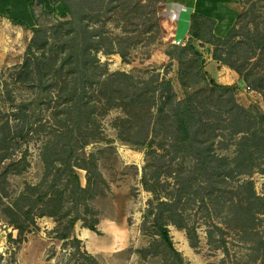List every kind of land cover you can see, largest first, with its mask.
Segmentation results:
<instances>
[{
	"label": "trees",
	"instance_id": "1",
	"mask_svg": "<svg viewBox=\"0 0 264 264\" xmlns=\"http://www.w3.org/2000/svg\"><path fill=\"white\" fill-rule=\"evenodd\" d=\"M31 1L4 13L32 38L23 61L0 73V218L18 232L15 242L36 229L37 219L49 217L57 224L55 238L72 244L66 264H101L72 233L78 222L98 233L90 202L102 176L99 153L87 148L105 140L100 118L119 110L117 139L144 152L140 183L150 198L140 229L155 241L141 255L163 253V264H186L169 227L184 231L193 250L204 229L208 247L222 254L220 264H264V199L252 180L264 175V114L238 104L233 87L209 81L207 60L191 41L167 54L177 64L180 99L166 72H105L98 53L124 59L117 46L127 38L114 46L90 18L89 0ZM36 1L53 15L51 24L37 23ZM211 22L212 59L235 72L264 105V29L234 23L216 36ZM35 142L41 178L10 194L8 178L27 171V147ZM78 171L85 172V186Z\"/></svg>",
	"mask_w": 264,
	"mask_h": 264
},
{
	"label": "rangeland",
	"instance_id": "2",
	"mask_svg": "<svg viewBox=\"0 0 264 264\" xmlns=\"http://www.w3.org/2000/svg\"><path fill=\"white\" fill-rule=\"evenodd\" d=\"M238 1L240 13L235 24L264 29V0ZM70 7L76 10L79 4L73 1ZM85 7L90 18L97 19L96 27L108 35L114 46L118 38H127V41H121L120 47L117 46L125 54L124 59L115 53H98L106 73L125 72L143 77L153 72H166L176 95L182 99L177 64L171 63L167 57L171 47L191 41L205 59L212 55V22L190 15L185 7L159 4L158 0H89ZM33 12L41 26L54 20L53 15L46 13L37 2L33 4ZM31 38L30 29L12 23L5 14L0 15V73L23 61ZM205 74L209 81L233 87L238 104L258 117L264 114L261 96L242 84H234L232 77L235 75L229 68L216 70L205 67ZM120 115L119 110H112L100 118L105 140L87 148L88 153H99L98 171L102 176L97 194L90 202L94 217L99 219L98 233L82 236L73 230L72 235L101 264H163L165 255L161 248H158L161 254L157 257L144 258L140 253L155 241L153 235H147L140 229L142 214L150 198L140 183L144 152L117 139L113 123ZM23 150L24 146L14 159H18ZM27 150L30 166L23 175L8 178L10 194L19 192L24 183L35 184L41 178L43 168L39 160V144H30ZM78 174L85 186V172L78 171ZM252 180L257 194L264 199V175L256 173ZM87 219H91L90 215ZM76 224L79 229L83 227L82 222ZM56 226L52 218L37 219L36 229L24 234V241L18 243L15 242L18 232L0 218V264H66L73 252L72 244L55 238L53 231ZM169 230L173 244L186 264H220L222 254L208 247L204 229H199L197 250L190 248L184 231L175 227H169ZM230 247L239 252L237 244Z\"/></svg>",
	"mask_w": 264,
	"mask_h": 264
},
{
	"label": "crops",
	"instance_id": "3",
	"mask_svg": "<svg viewBox=\"0 0 264 264\" xmlns=\"http://www.w3.org/2000/svg\"><path fill=\"white\" fill-rule=\"evenodd\" d=\"M31 2V0H0V15L4 16V13L9 11L11 6L14 5H22V9L24 10V7H29ZM40 2L37 3L43 8V4ZM46 2L47 0H44V5H46ZM166 3L170 6L175 4L176 6L185 7L189 10L190 15L192 14L193 16H199L213 21V34L216 36H224L225 33L233 26L236 17L240 13V4L238 0H166ZM21 27H24V25ZM206 60L208 62L206 69H225V66H222L212 60V55H209V58H206ZM234 75L235 77H232L234 84L240 85L241 82L238 75L235 72ZM74 233L87 236L93 232L83 227L79 229L76 224L74 227Z\"/></svg>",
	"mask_w": 264,
	"mask_h": 264
}]
</instances>
